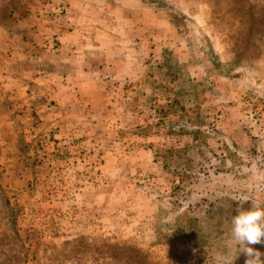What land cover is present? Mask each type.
Instances as JSON below:
<instances>
[{"label": "rangeland", "instance_id": "374dc122", "mask_svg": "<svg viewBox=\"0 0 264 264\" xmlns=\"http://www.w3.org/2000/svg\"><path fill=\"white\" fill-rule=\"evenodd\" d=\"M252 203L264 0H0V264H245Z\"/></svg>", "mask_w": 264, "mask_h": 264}, {"label": "clouds", "instance_id": "9594fccd", "mask_svg": "<svg viewBox=\"0 0 264 264\" xmlns=\"http://www.w3.org/2000/svg\"><path fill=\"white\" fill-rule=\"evenodd\" d=\"M242 205L249 201L247 196L239 200ZM238 214L232 217L231 239L238 246V253L246 256L245 264H264L261 259L264 253L254 249L250 245L264 244V206L252 203L250 210L237 209ZM237 257L221 255L218 257V264H233Z\"/></svg>", "mask_w": 264, "mask_h": 264}]
</instances>
